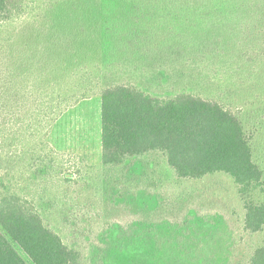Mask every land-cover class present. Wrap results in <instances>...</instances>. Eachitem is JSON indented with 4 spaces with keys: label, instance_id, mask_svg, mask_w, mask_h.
I'll return each instance as SVG.
<instances>
[{
    "label": "rangeland",
    "instance_id": "374dc122",
    "mask_svg": "<svg viewBox=\"0 0 264 264\" xmlns=\"http://www.w3.org/2000/svg\"><path fill=\"white\" fill-rule=\"evenodd\" d=\"M168 1L173 3L118 0L114 6L112 0H100V7L96 0H29L26 15L0 29V38L14 41H0V65L11 64L17 77L8 79L11 84L0 73V140L7 142L1 145L0 141L3 165L26 151L28 162L26 144L44 140L41 132L31 130L36 135L29 137L25 123L15 125L9 120L12 113L27 110L23 97L28 88L17 85L21 79L41 78V91L49 94L57 85L70 89L71 76L88 69L100 89L114 85L104 69L109 65L120 83L131 82L154 97L192 93L239 113L253 135L254 161L264 171V24L258 27L264 23V6L237 9L239 13L224 11V21L217 18L204 27L200 24L206 12L203 6L181 13L177 5L192 0ZM142 4L146 5L143 11ZM166 17L180 18L179 23L189 28L187 36L178 38V45L175 39L167 41L172 34L165 27L172 22H165ZM123 21L136 33L122 49H107L108 31ZM37 29L43 35L56 34L47 42L60 47V52H51L54 57L43 50L45 37L20 36ZM199 30L208 36L203 45L206 53L178 52L187 46V37L198 38ZM30 56L34 65L26 70L22 66ZM68 58L71 63L64 70L57 67V72L46 64V60L60 64ZM178 74L192 81L176 85ZM101 114L102 98L95 95L61 116L48 136L56 151L51 153L50 167L56 170L42 175L40 181L20 168L9 177L0 170V179L33 200L44 223L66 245L78 248L90 264H250L254 250L264 246V232L244 231L245 211L231 179L216 174L184 182L173 175L160 153L130 161L124 169L126 178L121 180L120 172L118 179L102 164ZM74 170H79L74 175L77 182H64L63 173ZM257 197L264 201V193Z\"/></svg>",
    "mask_w": 264,
    "mask_h": 264
},
{
    "label": "trees",
    "instance_id": "16d2710c",
    "mask_svg": "<svg viewBox=\"0 0 264 264\" xmlns=\"http://www.w3.org/2000/svg\"><path fill=\"white\" fill-rule=\"evenodd\" d=\"M96 1L98 4L95 5L98 6L100 0ZM161 1L167 3L166 5L173 3L168 0ZM199 1L179 3L177 5L179 7L175 9L180 10L181 13H189L193 9L196 10V7L203 6L206 12L203 11L202 23H199L204 27L209 26L208 23H214L217 18L224 21L221 17L224 11L233 10L229 14L239 13L237 9L252 10V8L258 9L264 6V0ZM28 2L29 0H0V29L23 18L27 13ZM112 2L116 6L118 0H112ZM188 2L192 6H188ZM147 3L151 5V1H147L146 5ZM102 5L103 3L99 6ZM146 5H140V10L143 11ZM172 7L175 6L172 5ZM102 11L107 14L105 9ZM197 17H200V14ZM241 19L240 16L238 20ZM113 21L118 19L113 18ZM167 21L172 22L169 25L170 28L164 26L170 29L172 34V38H168L167 41L172 42L175 39V44L178 45V38L187 36L186 30L189 28H184L179 23L181 19L177 17L173 20L166 17L165 22ZM128 24L125 21L118 22L114 29L108 31L106 43L109 48L107 49L118 48L119 50L131 41L132 33L136 31ZM263 24L261 23L258 27H262ZM188 32L190 36L191 33ZM55 35L49 32L43 35L37 29L34 34L29 31L28 34L24 32L20 36L28 39L45 37L43 50L46 56H52V51L60 52L59 45L53 46L52 43H47ZM197 35L198 38L187 37L194 42V46L189 45L190 42L186 39L187 46L177 51H183L186 54L195 53V51L197 52L195 54L206 53L207 50L203 49V45L206 41L208 42L207 33L200 31ZM201 37L205 38L204 42L203 38L200 39ZM0 41L14 42L13 39L9 41L5 37H1ZM29 47L28 44L27 48ZM36 49L41 51L38 47ZM169 54L173 53L170 51ZM31 57L26 58L25 64L23 63L22 67L26 70L28 66L34 65ZM62 62L56 64L55 59L54 61L46 60L47 66H51L56 72L60 71L57 67L64 70L71 60L68 58L64 60V63ZM10 66L11 64L6 66V63H3V66L0 65V69L3 70H0V73L6 78L5 81L14 79L13 76L17 80ZM104 69L114 85L102 86L100 89H97L100 82L88 69L79 73L75 72L71 76L74 82L69 83L73 84L69 87L70 89L57 85L49 94L47 91H41V78L35 77L34 81L31 77L21 79L17 85L28 88L23 97L25 101L23 105H26L27 110L25 114L12 113L9 120L15 125L25 123L29 137L36 135L31 130L37 131L38 134L41 132L44 140L31 145L26 144L30 152L28 162L25 158L28 153L26 151L24 158L15 155L4 161L5 166L0 161V170L9 177L15 168H17L16 171L20 168L19 171H27L29 178L37 181H40V177L51 172L53 168L56 170L55 167H50L54 164L51 153L55 150L48 142V136L54 125L68 109L92 96L100 95L102 98V164L106 170L115 173L116 178L121 172L122 180L126 178L124 169L130 161L141 160L152 153H160L173 175L184 182L200 181L216 174L227 175L234 184L245 211L244 231L251 235L263 233L264 201L261 202L257 195L264 193V171L254 161L253 135L250 134L239 113L227 108L220 101L204 99L192 93H182L169 98L154 97L147 92V89L140 88L131 82L120 83L115 68L107 65ZM160 75L164 74L160 73ZM183 80L190 83L192 77L178 74L176 85H181ZM8 83L12 84L11 81ZM29 83L32 85H28ZM0 141L1 145L7 144L6 140ZM46 150L49 152L47 155H45ZM78 172L79 170L64 172L62 180L66 183L77 182L74 175ZM134 190L137 191L138 188L135 186ZM0 228V264H90L78 248L66 245L61 236L44 223L35 202L24 197L21 192L14 191L11 183L5 178L0 179ZM250 264H264V246L254 250Z\"/></svg>",
    "mask_w": 264,
    "mask_h": 264
}]
</instances>
